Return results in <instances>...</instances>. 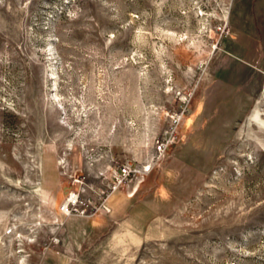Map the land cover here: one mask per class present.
<instances>
[{
  "label": "rangeland",
  "instance_id": "1",
  "mask_svg": "<svg viewBox=\"0 0 264 264\" xmlns=\"http://www.w3.org/2000/svg\"><path fill=\"white\" fill-rule=\"evenodd\" d=\"M0 264H264V0H0Z\"/></svg>",
  "mask_w": 264,
  "mask_h": 264
},
{
  "label": "built area",
  "instance_id": "2",
  "mask_svg": "<svg viewBox=\"0 0 264 264\" xmlns=\"http://www.w3.org/2000/svg\"><path fill=\"white\" fill-rule=\"evenodd\" d=\"M171 127V124L169 123L168 128ZM171 129H165L164 133L162 136H160L158 139L155 140L154 142V148L156 149L157 152H162L164 151V148L166 144L171 140ZM114 185H111V188H114ZM104 197L98 202L102 207L106 206L103 203ZM88 200L85 199L84 197L79 195V192L73 189H70L63 199L59 202L57 205V211L61 212L64 216L68 215H92L96 209L97 206H89Z\"/></svg>",
  "mask_w": 264,
  "mask_h": 264
},
{
  "label": "crops",
  "instance_id": "3",
  "mask_svg": "<svg viewBox=\"0 0 264 264\" xmlns=\"http://www.w3.org/2000/svg\"><path fill=\"white\" fill-rule=\"evenodd\" d=\"M124 197H125V196H124ZM125 198H127V197H125ZM124 200H125V199H124ZM131 205H132V207L130 208V210L134 209V212H135V210L141 209V205L138 204V202H133ZM123 207H124V204H123L120 208L116 209L114 212L117 211V213H119L120 211L123 210ZM110 212H112V211L110 210ZM122 213H123V214H126V213H124L123 211H122ZM114 214H116V213H114ZM126 215H127V214H126Z\"/></svg>",
  "mask_w": 264,
  "mask_h": 264
}]
</instances>
